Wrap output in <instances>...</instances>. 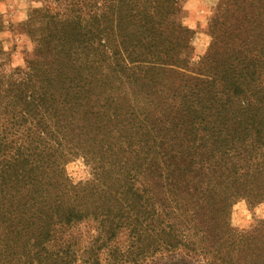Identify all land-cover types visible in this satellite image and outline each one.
Listing matches in <instances>:
<instances>
[{
	"label": "trees",
	"instance_id": "16d2710c",
	"mask_svg": "<svg viewBox=\"0 0 264 264\" xmlns=\"http://www.w3.org/2000/svg\"><path fill=\"white\" fill-rule=\"evenodd\" d=\"M47 1L0 64V264H264V221L229 223L264 203L261 0H219L197 64L184 0Z\"/></svg>",
	"mask_w": 264,
	"mask_h": 264
},
{
	"label": "rangeland",
	"instance_id": "374dc122",
	"mask_svg": "<svg viewBox=\"0 0 264 264\" xmlns=\"http://www.w3.org/2000/svg\"><path fill=\"white\" fill-rule=\"evenodd\" d=\"M218 2L219 0H184L182 3L181 23L191 32L189 39L191 51L183 52L182 56L189 58L192 64H197L210 44L209 23ZM256 6L258 5L256 4ZM261 6L258 32H264V0H261ZM51 8H53V4L49 1L45 2V0H0V64H9L13 68L20 67L24 63V59L32 50L33 45L30 36L24 32L22 26L32 17V10L45 11L46 9L52 10ZM240 16L245 15L240 12ZM33 26L39 28L40 23L35 21ZM6 66L8 69V65ZM157 97L159 99L162 96L158 95ZM64 171L72 185L87 182L91 178L90 167L79 157L69 160L64 166ZM260 221H264V203L248 205L245 200L240 198L231 200L229 223L234 230L249 231ZM127 242L126 238H120L118 246L124 250L127 247ZM110 258L107 252L101 254L103 264H114ZM167 263L166 256L163 259L162 256H157L153 262L151 260L147 262V264Z\"/></svg>",
	"mask_w": 264,
	"mask_h": 264
}]
</instances>
